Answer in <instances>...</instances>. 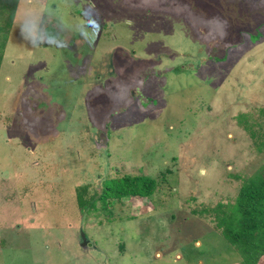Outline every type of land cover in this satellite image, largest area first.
Here are the masks:
<instances>
[{
    "label": "rangeland",
    "instance_id": "1",
    "mask_svg": "<svg viewBox=\"0 0 264 264\" xmlns=\"http://www.w3.org/2000/svg\"><path fill=\"white\" fill-rule=\"evenodd\" d=\"M223 2L18 0L0 66V264H252L192 214L264 171V0ZM232 2L250 32L234 44L214 14ZM124 173L156 191L91 200Z\"/></svg>",
    "mask_w": 264,
    "mask_h": 264
},
{
    "label": "trees",
    "instance_id": "2",
    "mask_svg": "<svg viewBox=\"0 0 264 264\" xmlns=\"http://www.w3.org/2000/svg\"><path fill=\"white\" fill-rule=\"evenodd\" d=\"M0 2L1 66L8 39V29L13 23L18 0H0ZM217 2L218 5L219 3H224L223 0H217ZM234 5L235 3L232 2L229 6L227 5L214 13L219 14L226 21L229 20L226 36L223 40L231 44L237 42L236 38H234V33H238L240 39L243 33H250L246 31L245 26H240L233 22L235 19L231 18V13L234 8L232 9L231 7H234ZM247 6L242 4L238 9L248 10ZM252 7L254 6L252 5ZM5 12L9 13L8 17L3 15ZM210 15L208 14V16ZM256 21L260 25L264 22V17L260 16ZM217 57L220 58L219 56ZM103 183L101 191H96L93 194L91 200H94V202L96 198L106 202L110 199L120 200L126 196H151L156 191L158 179L142 173H124L121 176L115 174L107 177L106 180H103ZM81 188L83 189L84 186H81ZM83 192H86V189L78 194L79 203L82 206H84L83 201H81ZM192 214L200 218H207L209 215L215 216L214 229L231 244L243 260L257 264L260 257L264 255V171L248 176L242 182L235 198L230 202H218L214 205L193 208Z\"/></svg>",
    "mask_w": 264,
    "mask_h": 264
},
{
    "label": "water",
    "instance_id": "3",
    "mask_svg": "<svg viewBox=\"0 0 264 264\" xmlns=\"http://www.w3.org/2000/svg\"><path fill=\"white\" fill-rule=\"evenodd\" d=\"M82 237V246L86 247L87 246V239H86V235L84 233H82L81 235Z\"/></svg>",
    "mask_w": 264,
    "mask_h": 264
}]
</instances>
